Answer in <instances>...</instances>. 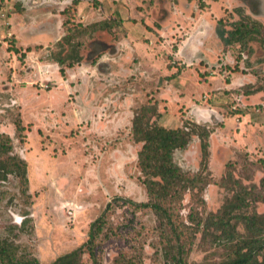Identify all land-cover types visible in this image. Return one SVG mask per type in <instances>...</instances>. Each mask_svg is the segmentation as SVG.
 Segmentation results:
<instances>
[{
    "label": "rangeland",
    "instance_id": "374dc122",
    "mask_svg": "<svg viewBox=\"0 0 264 264\" xmlns=\"http://www.w3.org/2000/svg\"><path fill=\"white\" fill-rule=\"evenodd\" d=\"M19 1L0 0V133L11 137L12 154L26 161L28 177L26 195L15 173L0 181V240L13 243L18 257L49 264L78 249L76 264L176 262L170 225L151 208L114 201L149 200L138 164L142 144L131 132L144 106L157 107L153 120L160 125L197 124L210 133L212 180L204 201L185 192L168 206L175 218L191 225V212L223 211L235 180L264 193V0H73L64 12L67 27L101 26L72 34V44L83 43L82 59L72 66L57 60L71 48L61 30L59 42L18 44L42 29L33 26L37 13L20 11ZM246 17L261 33L224 43L217 29L230 32ZM14 18L27 27L14 31ZM201 155L193 134L174 158L193 173ZM110 201L114 208L95 240L94 260L87 250L90 228ZM251 209L264 213V202H251ZM239 232L249 235L243 223ZM190 235L182 238L187 264H216L230 251L202 231Z\"/></svg>",
    "mask_w": 264,
    "mask_h": 264
},
{
    "label": "trees",
    "instance_id": "16d2710c",
    "mask_svg": "<svg viewBox=\"0 0 264 264\" xmlns=\"http://www.w3.org/2000/svg\"><path fill=\"white\" fill-rule=\"evenodd\" d=\"M67 8L62 11L63 16ZM248 19H242L236 23L237 27L226 33L224 29H217L218 36L226 44L236 42L244 43L247 39L254 38V34L261 30L259 26L249 22ZM68 22L63 21V38L62 42L70 44L71 48L67 55L57 58L58 62L72 66L74 62L82 59L78 52L79 45L83 43L77 41L72 44V34L77 30L84 32L90 28V31L97 30L101 22L91 23L83 26L71 24L67 27ZM261 33V32H260ZM62 47V43H60ZM64 72L63 66L60 68ZM159 112L155 105L144 106L138 111L133 118L132 134L135 142L141 143V149L138 153V164L143 175V183L147 188L149 200L147 202H133L122 197H116L114 201L124 200L135 207L151 208L162 219V223L170 225L171 232L174 235L175 243L169 245L171 257L174 264H187L182 256L187 252L185 243L182 238L186 231L189 235L202 231L204 235L213 237L216 242H223L230 247L229 253L225 259L216 264H264V213H258L256 210L247 211L253 201L264 202V193L255 188H247L238 180H235L237 188L234 195L229 199V206L221 212H191L189 220L191 225L186 224L183 220L175 218V213L168 207L173 202H179L187 191H192L201 200L204 201L203 192L206 185L211 183L209 166V131L199 125L192 128L184 124L180 128H168L160 125L153 120L158 117ZM20 130V125L17 126ZM193 134L200 138L201 147V168L196 172L185 171L175 160L174 154L177 150L185 149L192 140ZM12 139L8 134L0 133V181L6 178L8 173H15L21 178L24 185L23 193L28 192L27 165L24 159L12 154ZM167 203V204H166ZM114 208L113 202H108L102 214L92 223L89 232V241L87 243L90 256L96 260L94 249L95 240L106 229L109 222V212ZM239 223H243L249 235L243 236L239 232ZM191 236V235H190ZM220 240V241H219ZM80 250L76 249L70 253L56 258L49 264H76ZM121 258V256H120ZM121 264H138L132 258H121ZM124 259V260H123ZM0 262L2 264H37L36 258H20L17 255L13 243L0 240Z\"/></svg>",
    "mask_w": 264,
    "mask_h": 264
},
{
    "label": "crops",
    "instance_id": "0c3cea01",
    "mask_svg": "<svg viewBox=\"0 0 264 264\" xmlns=\"http://www.w3.org/2000/svg\"><path fill=\"white\" fill-rule=\"evenodd\" d=\"M71 3H73V0H20L18 3V4H20V11L23 12V11H25L24 9L30 7L38 15L36 17L37 23L35 25H33L34 28L36 26H39L42 29L41 30L39 29L38 33L35 32L33 35H31L29 37H22L21 41L18 44H20L22 46L24 45L28 49H31V46H34V45H40V44L47 45V44L51 43V41H53V42L55 40L58 41L60 39V35H57V32H59L61 30L63 35H64V32H63L64 16L62 13L63 7L65 5L66 6L65 8H68V6H69L68 4H71ZM17 13H21V12H17ZM206 20L208 22V19H206ZM9 23L10 24L12 23L10 21V19H9ZM25 27H27V25L20 24V21L17 20L16 18L13 19V30L14 31L21 32L23 30V28H25ZM31 27H32V25H31ZM27 48H25V51L27 50ZM14 66H16V65H14ZM47 71H48V68L45 72L46 76H48ZM51 74L55 78L58 77L57 70L55 72L53 71V73H51ZM112 100H113V102H115V99H112ZM75 120L76 119H74V121Z\"/></svg>",
    "mask_w": 264,
    "mask_h": 264
},
{
    "label": "built area",
    "instance_id": "2783aa9c",
    "mask_svg": "<svg viewBox=\"0 0 264 264\" xmlns=\"http://www.w3.org/2000/svg\"><path fill=\"white\" fill-rule=\"evenodd\" d=\"M9 35H11V33Z\"/></svg>",
    "mask_w": 264,
    "mask_h": 264
}]
</instances>
